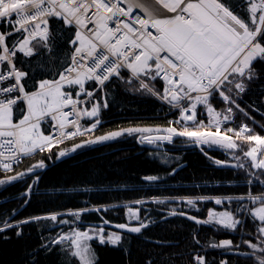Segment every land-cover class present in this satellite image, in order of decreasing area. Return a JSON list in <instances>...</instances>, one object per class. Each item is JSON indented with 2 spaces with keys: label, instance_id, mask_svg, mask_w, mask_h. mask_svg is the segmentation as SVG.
<instances>
[{
  "label": "snow or ice",
  "instance_id": "obj_1",
  "mask_svg": "<svg viewBox=\"0 0 264 264\" xmlns=\"http://www.w3.org/2000/svg\"><path fill=\"white\" fill-rule=\"evenodd\" d=\"M261 68L264 0H0V172L5 176L0 185H25L21 208L30 205L50 164L129 140L162 167L175 165L164 175H143L135 191L144 185L160 189L186 167L169 154L177 144L232 172L235 187L244 189L237 195L137 198L123 205L126 220L115 225L103 216L98 223L85 222L91 212L109 211L104 207L20 220L14 211L0 220V234L8 239L11 231L21 238L24 226L43 227L27 264H40L41 253H55L58 260L70 253L74 264H100L96 246L130 255L124 245L132 237L141 239L152 228L180 220L192 225L191 251L175 253L176 264L185 257L187 264H264ZM254 89H259L257 100L250 98ZM129 93L158 101L175 119L164 126L129 122L95 135L103 114ZM77 138L70 149L59 147ZM37 155L39 161L18 170ZM114 189L128 186L118 181ZM207 203L224 207L208 208L203 217L195 214L202 210L198 204ZM205 227L230 238L202 243Z\"/></svg>",
  "mask_w": 264,
  "mask_h": 264
},
{
  "label": "trees",
  "instance_id": "obj_2",
  "mask_svg": "<svg viewBox=\"0 0 264 264\" xmlns=\"http://www.w3.org/2000/svg\"><path fill=\"white\" fill-rule=\"evenodd\" d=\"M260 71L264 72V68ZM37 74L40 75L39 71ZM258 95L259 89H254L250 94L251 100H257ZM174 117L158 101L151 98H135L129 93L121 95L117 104L103 114V127L99 128L95 135L115 130L117 126L126 127L129 122L140 126H164L167 120ZM255 118L258 121L260 119L258 115ZM79 139L66 141L59 147L70 149L73 143L79 142ZM56 151L57 149L54 148L53 152ZM169 154L178 156L180 163L186 167H183L174 179H169L160 189L144 185L142 191L134 189L141 187L140 178L143 175L157 173L164 175L175 165L162 167L132 140L127 143H113L109 147L97 145L95 150L72 154L70 158L55 164L46 161L50 166L42 176L39 191L35 193L26 208H21L19 200V193L24 190V184L0 185V220L11 217L14 211L15 219L20 220L50 211L78 210L87 206L104 207L109 211L91 212L85 217V222L98 223L103 216L112 224H116L126 220V209L123 205L137 198L147 199L153 195L160 198L173 195L223 196L237 195L244 191L243 188L235 187L238 182L233 178L232 172L213 167L210 161L193 147L177 144ZM214 155L220 157L221 154L217 152ZM41 158L42 155H37L33 159H26L23 162L24 166L18 170L23 171L28 165L36 163ZM3 178L5 176L0 172V179ZM118 181L121 185L127 184L128 190L115 191L114 185ZM222 183L231 184L233 187H218ZM84 186L91 191H81ZM197 207L202 210L195 214L203 217L208 208L222 210L224 206L207 203L198 204ZM191 228L190 222L180 220L152 228L143 238L132 237L130 242L124 245L125 248L130 249V255L111 246H96L95 250L100 264H146L148 260L155 261V264H176L175 253L191 251L188 236ZM42 230V226L38 230L35 225H26L21 238H17L11 231L7 233L8 239H4L3 234H0V264H27L25 258L38 246L39 231ZM200 235L202 243L212 238H230L228 234L215 232L210 227L202 228ZM152 239H160L179 246L158 248L148 242ZM39 261L40 264H74L70 253L59 260L55 253H41ZM180 264H187V257ZM233 264H248V262L234 260Z\"/></svg>",
  "mask_w": 264,
  "mask_h": 264
},
{
  "label": "water",
  "instance_id": "obj_3",
  "mask_svg": "<svg viewBox=\"0 0 264 264\" xmlns=\"http://www.w3.org/2000/svg\"><path fill=\"white\" fill-rule=\"evenodd\" d=\"M65 159H67V158H62L61 161L65 160ZM61 161H58V162H56V163H59V162H61ZM112 225H115V224H112ZM110 229H114V227H112V228H110ZM114 230H115V229H114Z\"/></svg>",
  "mask_w": 264,
  "mask_h": 264
}]
</instances>
